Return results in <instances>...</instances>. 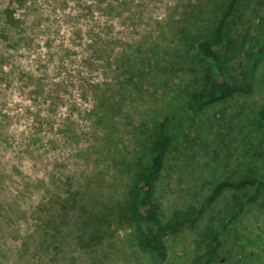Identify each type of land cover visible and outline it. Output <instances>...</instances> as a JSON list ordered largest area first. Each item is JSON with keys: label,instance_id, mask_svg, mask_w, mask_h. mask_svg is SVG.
Here are the masks:
<instances>
[{"label": "rangeland", "instance_id": "rangeland-1", "mask_svg": "<svg viewBox=\"0 0 264 264\" xmlns=\"http://www.w3.org/2000/svg\"><path fill=\"white\" fill-rule=\"evenodd\" d=\"M224 1L24 0L8 14L0 0V264H187L210 229H220L218 264H264V188L252 202L253 188L223 190L194 226L165 239L161 262L124 220L101 221L98 242L82 203L77 218L64 209L68 191L83 200L97 172V191L120 206L165 116L171 139L154 194L162 220L199 207L219 181H264L254 119L264 102V0H240L230 18L229 80L241 81L263 42L251 93L187 106L206 84L187 40L211 35Z\"/></svg>", "mask_w": 264, "mask_h": 264}, {"label": "trees", "instance_id": "trees-1", "mask_svg": "<svg viewBox=\"0 0 264 264\" xmlns=\"http://www.w3.org/2000/svg\"><path fill=\"white\" fill-rule=\"evenodd\" d=\"M23 1L7 0V13L11 14L13 3L22 4ZM238 5H241L240 0L224 1L220 16H218L211 35L205 37L194 34L189 36L187 40L192 55L198 57L203 62V72L206 81L205 88L202 90H192L188 94L187 106L193 112L203 111L208 106L224 101L235 94L247 95L251 93V74L256 67L263 42L259 43L252 52L250 70L244 73L241 81L229 80L224 68V63L232 43L230 18L237 10ZM244 41L245 35L242 37V43ZM254 119L259 128L264 132V102L256 107ZM170 139V121L165 116L154 125L153 132L149 135L147 141L148 157L146 161L135 165L132 180L128 185L125 198L120 200V206H117L118 200L112 195L103 196L101 192L97 191L100 183L102 181V183H105L103 178L99 176V172H97L92 174L89 178L90 180L85 185L83 184L84 190L79 192L80 197L82 193H86L82 197L83 200H76L77 194L73 191H68L66 198L63 199V202L66 203L64 206V209L66 207V214L70 215L73 211L71 215L73 218H77V215L74 213L76 205L82 203L81 206L84 207L82 223L88 226L89 230L93 228L94 230L97 229V231H94V235L98 242L104 237V231L100 225L101 221L110 222L114 218L116 220L118 218L124 220L134 229L137 246L153 256L157 262H161L167 256L165 239L177 235L185 226H194L201 218L205 208L223 190L253 188V193L248 195L244 200L252 202L259 198L260 192L264 188V181L249 177L238 181L222 180L215 184L211 193L199 207L190 206L186 209H176L166 220H162L154 194L155 185L160 177L168 152ZM107 185L106 183L105 186ZM67 204H70V206ZM99 204H101V207H97ZM240 211L241 204L238 205L237 209L231 211L222 225ZM92 222H94V225L91 224ZM206 236L207 240L203 249L196 253L187 264H218V251L221 247L220 229H210ZM91 237L92 234H89V238Z\"/></svg>", "mask_w": 264, "mask_h": 264}, {"label": "clouds", "instance_id": "clouds-1", "mask_svg": "<svg viewBox=\"0 0 264 264\" xmlns=\"http://www.w3.org/2000/svg\"><path fill=\"white\" fill-rule=\"evenodd\" d=\"M17 15H19V13H17Z\"/></svg>", "mask_w": 264, "mask_h": 264}]
</instances>
